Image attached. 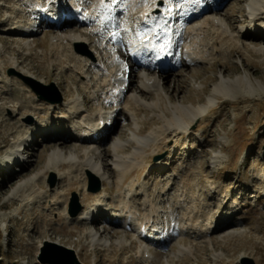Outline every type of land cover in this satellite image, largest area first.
<instances>
[{"label": "rangeland", "instance_id": "374dc122", "mask_svg": "<svg viewBox=\"0 0 264 264\" xmlns=\"http://www.w3.org/2000/svg\"><path fill=\"white\" fill-rule=\"evenodd\" d=\"M152 1L111 0L106 7L97 0H0V157L25 140L23 122L30 132H55L53 136L33 135L29 147L23 143L21 163L0 164V264H39L40 246H36L43 241L76 251L81 264H264V97L229 103L211 90L220 81V65L236 70L221 76L227 80L250 73L255 74L251 82L258 76L264 83V0H255L261 8L254 22L248 23L247 18L246 27L237 18L245 17L242 11L253 0H224L215 12L204 13L187 25L184 20L190 8L186 0H159L161 6L175 9L171 28L177 45L163 82L147 74L139 58H129L135 61L130 75L124 60V53L131 54L125 37L150 30L134 19L139 4ZM204 1L200 4L208 6L211 0ZM77 3L90 11L89 22L80 26L73 17L67 23H54L58 13L73 15ZM153 19L165 27L162 17ZM203 19H215L220 27L207 26L192 41L185 34L186 27ZM220 29L226 33L218 36ZM244 33L247 37L241 38ZM161 35L157 41L164 42L165 35ZM72 38L78 42L69 43ZM99 44L101 50H97ZM80 59L87 62L78 66ZM114 73L112 84L124 87L122 93L113 92L110 84L103 89ZM143 81L155 88L140 93ZM83 96L89 100L83 104L86 112L78 109L80 114H75ZM189 100L193 109L206 108L203 115L184 120L187 129L186 125L180 130L167 126L173 106L188 107ZM99 116L115 124L106 126L110 130L100 136L98 151L110 153L112 143L122 144L125 151L116 156L139 162V171L122 183L111 165L113 158L98 159L94 151L88 156L109 176L106 184L87 171L79 172L77 165L88 158L84 155L76 157L75 166L46 171L48 144H64L71 150L96 147L83 146L75 138L80 130L102 128ZM61 129L68 131L67 139H59ZM137 130L142 133L135 134ZM151 132L149 143L155 144L142 150L138 141ZM158 143L161 147L153 150ZM52 148L62 152L57 146ZM136 149H140L137 155ZM40 173L41 178L35 177ZM31 177L33 191L40 197L26 200L28 193L23 196L18 186ZM94 179L100 189L91 193L88 183ZM164 181L168 183L162 188ZM72 194L79 213L96 207L100 217L89 226L98 232L102 246H93L86 226L74 221L78 215H69ZM112 214L119 220L109 222L106 218ZM124 216L132 223L119 225ZM223 219L228 223L212 230ZM139 233L147 234V241L138 238ZM227 233L233 238L226 241ZM178 249L184 252L177 253Z\"/></svg>", "mask_w": 264, "mask_h": 264}, {"label": "bare ground", "instance_id": "6f19581e", "mask_svg": "<svg viewBox=\"0 0 264 264\" xmlns=\"http://www.w3.org/2000/svg\"><path fill=\"white\" fill-rule=\"evenodd\" d=\"M110 2H111V0H97L96 3H98L101 6L104 5V6L108 7L110 5L109 4ZM200 2H201V0H186L185 6H189L190 14L184 20V25L191 23V21H193V20H196V19L198 20V18H200L204 13L215 12V10H217V8H219V6H221V4L223 3V0L217 6H215L214 0H211L210 4L208 6L203 4V3L200 4ZM202 2H203V0H202ZM80 5L81 4L75 5L73 15L64 16L63 15L64 13L63 14L58 13V15L55 17L57 19H55L54 22L59 20L58 22H60V24L67 23L71 19H73V17L78 19L77 22L80 26L84 24L81 21L83 17L86 18V22H89L91 20V17H92L90 11H88V13H87V12H84L82 10V12L79 13L78 12L80 10L79 7L82 6V5L81 6ZM139 8H140L139 9V15L134 20H135L136 24L140 23L143 27L149 28L150 30L146 31L144 33L140 31V33H137L136 35L132 34L133 36L127 35L124 39V40H126L125 45H127L126 47H128L130 49L129 50V53H131L130 57H132L133 59L136 60L137 58L140 57V59L145 60L147 56L150 58V62L148 64H144L143 60H140V62L138 63L141 66V68L147 74H151V73L154 74L160 82L166 81V79H167V77H166L167 72L166 71L168 70L166 67L168 66L169 62L163 61L162 58H163V56H167L172 49V40L171 39H172V34H173V28H171V27H173V26L171 23L173 21L174 15H175V13H174L175 9L172 11L170 5L169 6H167V5L161 6V2L159 0H153L150 3L143 2V3L139 4ZM260 8L261 7L258 4V2L253 0V2L248 4L247 10L244 9L242 11L245 17H243V16H240V17L244 18V19L246 18L244 21H247V18L249 17L251 19V22H254L255 19L252 20V18H255V15L257 12H259ZM132 9L135 10V9H137V7L135 8V6L132 5ZM158 11L160 12L159 15H157ZM157 16L162 17V19L165 22V27L162 26L163 23H162V25L160 24L161 26L159 24L155 23V20L153 18L156 19ZM251 22H249V23L251 24ZM170 24H171V26H170ZM207 26H211L212 28H217V29L220 27V25L218 24V22L215 19H203L199 24H196L195 26L190 25V26L186 27L185 34L189 35V37L192 38V41H194L195 39H197V38L199 39L201 37V34L204 32V29ZM162 29H164V31H162ZM160 31L162 32V34L165 35V37H164L165 39H164V42H161L159 45L157 43L156 37L159 34H161ZM25 33H27V31H25ZM223 33H226V32L223 29H220L218 36H220ZM146 36L150 37V41L148 43L141 44V42H140L141 38L146 37ZM242 37L243 38L247 37V34H245V36L242 35L241 38ZM97 40H98V38H97ZM70 42L76 43V42H78V40L76 38H72V39H70L69 43ZM91 43L95 44V43H97V41L95 40ZM98 43H100V42H98ZM100 44L97 45L98 46L97 50L100 49ZM151 46H153L154 50L156 51L153 54L156 57L155 59H152L153 55H151V53L149 51H147L148 47H151ZM128 55L129 54H127V52L124 53V60H125V66L127 67V70L129 71V73L131 75V73L132 74L134 73L133 67L135 65V61L133 59H129L130 57L128 58ZM77 62H78V66H79L83 62H87V60L80 59V61L78 60ZM214 63L216 65L220 64L218 61H215ZM160 65L162 67H159ZM220 66H222L221 71H220V79H217L220 81L218 83H216L213 86V88L211 89L212 93L215 94V96L219 95L220 98L224 99L225 101H228L229 103L246 102L248 100H257V99L264 97V83L260 77H258V76L254 77L255 78L254 83L250 81V77L254 76L255 74H250V73L247 74L246 77H244V78H238L235 80H227L226 78L221 77V76H224L223 74H227V72L234 73V72H236V70H235V68H233L231 71H228V69L225 68L224 65H220ZM244 66H245V68H247L249 65L244 64ZM208 69L211 70L212 67L210 66ZM113 77L114 78L116 77L115 73L112 74L110 77H108V79H109L108 84H106L103 87V89L108 88V86L110 84L111 86H113V90H114L113 92L116 91V93H122L124 90V87L121 86L120 88H118L117 80H116L117 83L112 84V82L114 81V80H112ZM143 82H145V81H143ZM150 87L155 88V84L149 83L147 81L141 85V88L138 91L141 93V92H144L143 89L150 88ZM175 87H177V89H179L178 84H176ZM129 89H130V87L127 86L126 93ZM168 99L170 101H172L173 95L169 96ZM181 100L183 101V99L180 98V103H183V102H181ZM36 101H38V100H36ZM88 103H89V100L87 99V97L83 96L82 97V103L79 104V106L74 109V113L79 115L80 113H79L78 109L82 110L83 113L86 112L83 104H88ZM187 103L189 105L188 106L189 108L186 107V105L183 106V104H176L173 106V113L169 114V119L166 120L167 126L171 127L172 129L174 128L175 130H180L181 128H183L184 120H189L191 117H193V118L201 117L203 115L202 112L204 111V109H206L205 107H204V109L203 108L193 109V108H191L193 106V101L189 100V102H187ZM101 105L102 104H100V106ZM99 108H100L99 110L102 109V107H99ZM18 110H21V111L24 110L25 112H30V113H35L37 111V109H35L34 107H19ZM57 110L61 113L60 109H57ZM206 111L209 112L210 109L208 110V108H207ZM98 121L99 122L102 121V128L101 127L97 128V129L89 128L88 131L80 130L79 133L77 132V134H79L77 136L78 138L77 137L75 138L78 140L80 139V142L79 141L78 142L83 144V146H90L92 144H96L95 148H92V150H89V149L84 148V147L83 148L77 147V148H74L71 150V149L67 148V146L64 144L63 145L48 144V145H46V148L51 149V151L48 152V154L45 157V164H46L45 170L50 171V170L55 169L57 166L58 167H64L65 165H68L69 167L75 166V165H77L76 157L79 155H84V156H87L88 158H86V160L83 163H79L77 165L79 168V172L82 174L84 171H87L89 174H92L96 178H98V180H100V182H104L106 184L107 182H109L108 181L109 176L104 173L103 168H101L99 165L92 162V159H93L92 156H88V154L90 152L93 153L92 151H94V153H97V155L96 154H93V155H96V158H98V159L100 157H105V155L110 157L111 159L113 158L111 160V165L118 172V177H117L118 181L124 183V181H126V178L128 176L133 175L134 173H137L140 169L139 162L137 163V162H133V161H130L127 159H126V161L121 160V159H119V157L116 156L117 153H123L125 151V148L123 147L122 144L112 143L110 146V153H108V151H106V150L98 151L99 149H97V148H100V145H101L100 136L103 137L105 133L109 132L110 129L108 130L107 127L110 125H108V124H111V125L115 124V123H113L114 120L108 121V119H107V120L103 121V119H101V116H99ZM25 124L26 123L23 122L20 125V127L22 128V133L23 134L27 133L26 137L24 138L25 140L24 141L20 140L21 142H18V144H16V146H14L13 148L11 147L12 149H10L7 152H4L2 154V156L0 157V164L1 165H2V163H3V165L7 164V162H16V163L20 162L21 163V156L19 154V151H20L21 147L24 146L23 143H27L26 145L29 147V144H31L33 135L43 134V133L51 134V136L55 135L54 131H51V130L47 131L46 129H33V131L31 130V132H30L28 129H26L27 124L26 125ZM186 129H187V125H186ZM186 129H183V130H186ZM61 130H62L61 136L59 139H61V138L67 139L68 131H65V130L63 131V129H61ZM136 133L141 134L142 130H137V131H135V134ZM152 134H153L152 132L149 134L146 133V135L144 137H142L141 139H139V141H138V144L140 146H138V145L137 146L142 148V150L147 149L150 146L149 144H151V142L149 143V138H151ZM106 136H108V135L106 134ZM70 141H73V139H71ZM160 143L154 145L153 150L157 151L158 148L161 147ZM153 144H155V143H153ZM153 144H151V146ZM52 146H57L60 149V151H62V152L54 150L52 148ZM139 150H137L138 152H135L136 155L138 153H140ZM72 153H74V154H72ZM132 154H133V156H136L134 153H132ZM144 158L147 159V157H144ZM143 162L144 161L142 158L141 163H143ZM163 167H165V166H163ZM19 177L21 178L23 176L20 175ZM35 177L41 178V173L38 174V176L36 174ZM20 178L17 177V179H20ZM31 180H32V177L27 178V179L23 180L22 182H20L19 186L17 185L18 187L21 188L23 196H25L24 193H28L27 194L28 199H26V200H34V199H37L40 197V193H38L37 191L36 192L33 191V185H32ZM167 183H168V181H164L162 188H164V186H166ZM142 190L144 192L145 188H142ZM126 197H127V194H126ZM249 198H250V196H249ZM95 208H94V210H87V211L83 210L81 213L78 214L77 218H75L74 221L78 220L79 222H82L81 225L86 226L84 228H85V231H86V234H87L89 241L91 243H93V246L96 245V247L97 246L100 247L102 245H99L100 242L97 241L98 232H95L89 226L90 224L95 222L97 220V218L100 217L99 213L97 212V210H95ZM117 217H119L117 214H114V215L112 214V215H110V217H108L106 219L109 222H114L117 219L119 220V218H117ZM226 219L221 220V222H219L212 230L215 231V230L222 228V226H224L226 223H228ZM121 220H120L121 222H118V224L119 223L120 224L121 223H124V224L129 223L130 224V222L132 223V221H130V219H129V216H124L123 219H121ZM256 222H257V225L259 227L258 221H256ZM135 231L138 232L137 229H135ZM138 238H140L142 241H145V240L147 241V234L145 235V234L139 233ZM224 238L227 241V240H229V238L230 239L233 238V235H232V233H229V234L227 233V235H225ZM47 240H49V239H47ZM162 242H163V240H161L160 244ZM40 244H41V242H39L38 246H36L37 249L39 246H41ZM178 250L179 251H177V253L182 254L184 252L183 249H178ZM74 253L77 256V252L74 251ZM89 264H94V261H91Z\"/></svg>", "mask_w": 264, "mask_h": 264}, {"label": "water", "instance_id": "95a60500", "mask_svg": "<svg viewBox=\"0 0 264 264\" xmlns=\"http://www.w3.org/2000/svg\"><path fill=\"white\" fill-rule=\"evenodd\" d=\"M24 81L31 83L29 79H24ZM32 89L36 95H39L40 98L46 99L44 96L39 94V92H37L34 88ZM59 102L60 100L52 103H59ZM99 189H100V184L96 179H94V183L93 181H90L88 183V188H87L88 192L96 193L99 191ZM78 213H79V207L76 204L75 195L72 194V201L69 206V215L71 217H75L77 216ZM36 260L39 264H81L77 260L73 250L49 241H43L36 256Z\"/></svg>", "mask_w": 264, "mask_h": 264}]
</instances>
